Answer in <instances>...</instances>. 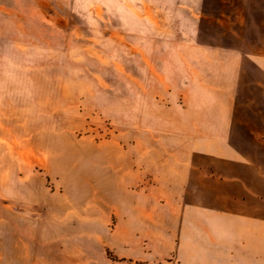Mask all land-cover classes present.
Segmentation results:
<instances>
[{
    "label": "rangeland",
    "instance_id": "obj_1",
    "mask_svg": "<svg viewBox=\"0 0 264 264\" xmlns=\"http://www.w3.org/2000/svg\"><path fill=\"white\" fill-rule=\"evenodd\" d=\"M189 1L212 43L244 47L264 142V0H0V264H180L151 193L162 176L134 162L132 200L93 182L109 148L140 144L125 120L131 51L142 33L179 32Z\"/></svg>",
    "mask_w": 264,
    "mask_h": 264
},
{
    "label": "crops",
    "instance_id": "obj_2",
    "mask_svg": "<svg viewBox=\"0 0 264 264\" xmlns=\"http://www.w3.org/2000/svg\"><path fill=\"white\" fill-rule=\"evenodd\" d=\"M176 8L182 29L142 33L130 73L126 63L125 120L141 122L139 147L109 148L98 162L109 172L93 184L132 200L144 181L134 162L154 170L153 201L166 204L180 264H264V142L246 116L245 49L197 30L195 2Z\"/></svg>",
    "mask_w": 264,
    "mask_h": 264
}]
</instances>
